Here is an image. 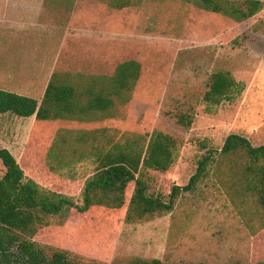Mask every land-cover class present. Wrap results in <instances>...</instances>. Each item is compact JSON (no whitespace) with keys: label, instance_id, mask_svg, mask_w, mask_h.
I'll return each instance as SVG.
<instances>
[{"label":"rangeland","instance_id":"1","mask_svg":"<svg viewBox=\"0 0 264 264\" xmlns=\"http://www.w3.org/2000/svg\"><path fill=\"white\" fill-rule=\"evenodd\" d=\"M248 1L217 0L212 10L195 0H128L123 8L110 0H0V89L40 102L51 80L84 98L86 88L108 87L118 64H139L105 110L47 119L0 113V148L26 179L73 203L34 225L29 237L46 254L87 264L264 261V211L249 159L243 150L220 152L229 134L264 145V6L243 17ZM229 5L237 16L224 13ZM217 69L230 72L238 91L207 109L203 94ZM154 131L174 138V160L163 172L140 171L148 194L166 199L209 155L206 175L168 212L132 217L134 184L121 206L110 194L81 212L95 152L145 146ZM4 171L0 162V177Z\"/></svg>","mask_w":264,"mask_h":264},{"label":"trees","instance_id":"2","mask_svg":"<svg viewBox=\"0 0 264 264\" xmlns=\"http://www.w3.org/2000/svg\"><path fill=\"white\" fill-rule=\"evenodd\" d=\"M208 9H217V0H195ZM117 8L128 5V0H110ZM259 0H249L241 16L248 17L262 9ZM225 14L237 16L240 12L235 5L223 7ZM139 64L128 60L117 65L110 79V85L97 91L85 89L86 95L78 93L70 84L49 81L40 102L32 96L0 89V113H11L19 117L34 115L35 119L60 117L91 110H105L112 104L109 93L128 87L130 79H136ZM236 81L229 71L214 70L209 76L208 88L203 94L207 109L227 99L237 88ZM238 91V88H237ZM82 96V97H81ZM174 138L161 131L152 132L145 146H114L95 152L96 167L84 185V205L81 212L88 210L102 197L111 194L115 206L124 203L125 193L134 184L128 199L130 215L142 218L154 213L168 212L182 191L196 186L206 175L210 156L204 155L198 162L196 172L183 186H172L166 199L160 195L148 194L145 182L140 179L142 169L166 171L174 160ZM243 150L249 163L247 169L253 174V188L257 201L264 211V145L253 146L250 141L238 134H229L220 152L227 154ZM0 162L5 171L0 177V264H87L69 260L63 252L46 254L29 235L36 223L47 215H55L71 207L73 203L56 192L40 188L34 181L26 179L23 169L7 148H0ZM96 202H95V201ZM127 264H172L159 259H134ZM179 264H202L185 262ZM257 264H264V261Z\"/></svg>","mask_w":264,"mask_h":264},{"label":"crops","instance_id":"3","mask_svg":"<svg viewBox=\"0 0 264 264\" xmlns=\"http://www.w3.org/2000/svg\"><path fill=\"white\" fill-rule=\"evenodd\" d=\"M5 148H7V147H5Z\"/></svg>","mask_w":264,"mask_h":264}]
</instances>
